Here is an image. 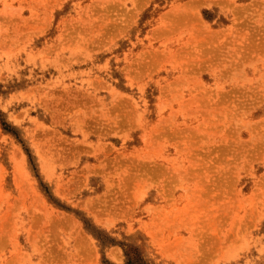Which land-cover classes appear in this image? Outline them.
Listing matches in <instances>:
<instances>
[{"label": "rangeland", "instance_id": "obj_1", "mask_svg": "<svg viewBox=\"0 0 264 264\" xmlns=\"http://www.w3.org/2000/svg\"><path fill=\"white\" fill-rule=\"evenodd\" d=\"M0 264H264V0H0Z\"/></svg>", "mask_w": 264, "mask_h": 264}]
</instances>
